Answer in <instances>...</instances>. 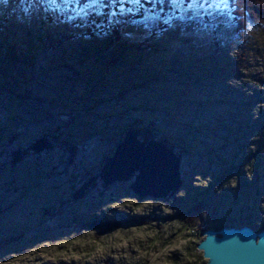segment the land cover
Returning a JSON list of instances; mask_svg holds the SVG:
<instances>
[{
  "label": "rangeland",
  "instance_id": "374dc122",
  "mask_svg": "<svg viewBox=\"0 0 264 264\" xmlns=\"http://www.w3.org/2000/svg\"><path fill=\"white\" fill-rule=\"evenodd\" d=\"M188 1L173 0L178 16L120 19L135 2L109 13L126 42L117 53L91 52L84 34L107 14L99 0H0V264H206L204 231L264 227V31L236 30L229 4L259 13L207 0L209 24L203 0ZM127 131L179 159L174 195L139 199L135 177L103 185ZM43 138L52 149L10 164ZM112 222L103 235L87 227Z\"/></svg>",
  "mask_w": 264,
  "mask_h": 264
},
{
  "label": "water",
  "instance_id": "95a60500",
  "mask_svg": "<svg viewBox=\"0 0 264 264\" xmlns=\"http://www.w3.org/2000/svg\"><path fill=\"white\" fill-rule=\"evenodd\" d=\"M138 136L137 132L127 131L117 144L114 154L106 159L99 176L103 185L127 182L135 177L130 190L139 199L157 200L174 195L181 186L179 159L166 145L154 140L140 141ZM48 149L52 147L43 138L26 150L14 152L10 164H16L29 152L38 154ZM92 186L93 179L77 190L72 200L82 198ZM117 225L112 222L106 227H87L99 229L98 235H103ZM196 250L201 253L206 264H264V227L259 232L250 226L206 230Z\"/></svg>",
  "mask_w": 264,
  "mask_h": 264
},
{
  "label": "trees",
  "instance_id": "16d2710c",
  "mask_svg": "<svg viewBox=\"0 0 264 264\" xmlns=\"http://www.w3.org/2000/svg\"><path fill=\"white\" fill-rule=\"evenodd\" d=\"M90 0H76L75 4L79 6H83ZM101 2L102 9L106 15L102 17V20H98L95 18H89V25L88 27L85 28V35L88 36L89 42L91 47V52H95V50H98L101 52L104 49H107L109 47H118L117 53H122L123 50L125 49L126 42L124 41L121 31L118 29L117 25H111L109 24L108 21V14L112 13L116 16H114V19L118 20L119 14L117 11H119V8H130L129 3H136L135 7L131 8L129 12V16L124 17L121 15L120 19L124 20H131V19H140L144 17L146 12H150L151 14H157L160 13V15L164 18L166 16H178V12H173L172 11V1L171 0H99ZM235 1V0H233ZM264 1V0H263ZM128 2V3H127ZM258 4L260 3L257 1ZM256 4L253 2V0H248L246 4L249 5V3L254 4L255 10L259 13V17L255 16L249 12V6L246 7L243 6V3H230L229 4V9H230V14L233 17V22L236 26V30L238 31H243V26L245 24V21H250L251 23L256 24L257 26L261 27L264 31V2L261 4ZM161 12H163L161 14ZM173 12V13H171ZM206 21L210 22L209 19L206 17ZM97 25V26H96ZM157 28H167V24L164 23H159L157 24ZM98 36V37H97ZM102 36V37H101ZM105 46V47H103ZM103 49V50H102ZM115 52V51H114ZM17 53L15 51H10L8 52V61L11 62V64L15 63L18 58H21V61H26L24 58V55H20V57H17ZM96 54V53H95ZM101 55V54H99ZM1 56H0V64L2 63L1 61ZM5 60V57H4ZM7 60V59H6ZM144 126V124H143ZM128 128H134L133 125L128 126ZM151 129H147L146 127L141 128L140 132H142L143 136L146 138H152L154 137V133L151 132ZM163 141H165L163 139ZM261 143V140L259 141ZM223 171H231L233 167L231 168H222ZM229 227V225H223L222 227ZM233 225H230V227ZM195 227L191 226L193 229ZM221 227V228H222ZM237 228L241 227V224L236 225Z\"/></svg>",
  "mask_w": 264,
  "mask_h": 264
}]
</instances>
